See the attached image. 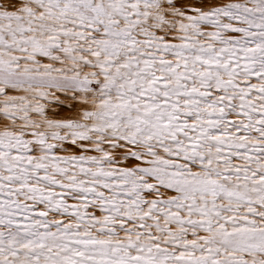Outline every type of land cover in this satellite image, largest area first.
<instances>
[{
  "label": "snow or ice",
  "instance_id": "1",
  "mask_svg": "<svg viewBox=\"0 0 264 264\" xmlns=\"http://www.w3.org/2000/svg\"><path fill=\"white\" fill-rule=\"evenodd\" d=\"M0 264H264V0H0Z\"/></svg>",
  "mask_w": 264,
  "mask_h": 264
}]
</instances>
